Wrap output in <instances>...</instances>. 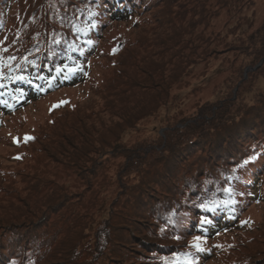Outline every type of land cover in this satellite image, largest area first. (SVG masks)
<instances>
[{
    "label": "trees",
    "instance_id": "obj_1",
    "mask_svg": "<svg viewBox=\"0 0 264 264\" xmlns=\"http://www.w3.org/2000/svg\"><path fill=\"white\" fill-rule=\"evenodd\" d=\"M5 1L9 0H0V5ZM59 1H68L70 4L75 2L74 11L62 10L58 14V23L62 24L52 26L53 31H49L48 36L44 35L45 38L35 42L31 48L28 46L20 49L19 53H22L17 55L15 62L6 63L5 60H0V106L4 111L29 103L61 84L75 82L81 68L73 74H68L66 69L57 73L56 68L65 64L70 67L81 65L80 63L84 62L81 56L89 51V46L107 20L125 17L129 13H141L158 1L164 0ZM169 1L174 4L177 0ZM228 12L231 20L236 21L233 23L235 27L239 28L245 24L243 22L247 15L240 9L238 0L236 3H229ZM73 14L74 24H77L78 28L69 27ZM78 18H81L79 23ZM173 18L175 17H171ZM250 23L238 33L240 38L237 44L246 50L253 44L254 51H251L250 55L255 54L258 56L257 60L262 59L260 62L256 60L251 68L248 67L245 74L243 71L239 73L228 68H223L220 72L209 71L213 72L212 76H203L206 74L203 73L195 86H187V92L196 94V98L185 109L186 112L189 108L193 111L185 114L182 101L178 100L177 93L173 91L182 87L180 78L186 73L188 65L196 61L195 51L192 50L189 55L181 54L180 59L184 61V66L181 65L178 69V61L176 62L177 58L174 56L176 53L173 55L174 59L170 58V68L166 61L157 64L154 60H149L146 67L149 83L142 91L143 97L137 100L135 107L133 106L124 118L109 127L108 132L103 135L104 138H98L107 144L94 146L95 140L83 139V146L69 154L68 161L72 162L70 164L75 167L81 178L91 185V180H94L91 177L93 171L103 169L111 161V158L107 161L98 160L93 154L115 156L119 145L117 139H120L119 136L126 129L161 113L165 121L162 123L161 117V120H158L159 126L166 130L162 135L153 129L147 134L149 140L153 138L156 146L158 142L164 141L165 148L159 152V156L152 155V149H147L151 154L148 167L139 168L143 172L145 170V174L137 182L131 183L135 179L132 172L137 173L139 170L134 166L137 161L131 153L139 156L144 151L140 152L141 147L137 148L139 152H129L126 148L118 150L130 162L121 170L126 176L124 179L121 174V184L126 187L135 185L126 198L129 201L128 214L116 213L123 204V198L119 196H102L97 201H91L93 191L89 189L90 191L81 197L83 199H75L73 193L66 194L63 188L56 187L46 194L41 202L24 201L23 206H9L4 209V215L0 217V264H12L13 261L16 264H177V254L186 255L188 260L196 264L198 258L205 257V253L200 252L197 255L196 250L189 247V233L200 232L210 237L215 232L227 230L229 226L238 223L239 214L248 200H264V95L260 92L253 93L246 99L249 103L240 100L243 96L242 87L253 78V71L261 70L264 66V28L252 31L254 24L250 26ZM192 24H195L196 28L199 26V23L194 21ZM176 27L172 32L173 36L160 43L163 48L167 47L168 50L170 42L174 41L175 45L179 41L177 39L185 42L192 39L185 28L177 30ZM210 50L209 44L206 47L204 44L198 53L199 57L204 58L214 53ZM262 69L259 73L264 71V68ZM237 75L240 80L238 92L231 93V88L227 94H220L221 97H218L225 89H222V85V88H213L214 83L228 85L231 80H236ZM197 88L199 91H196ZM13 96L17 98L11 102ZM172 102L176 111L170 110L164 114ZM180 120L181 123L178 124ZM79 131L82 135L88 130L86 127L84 130L80 128ZM185 134L187 141L179 143L178 140ZM166 137L169 138L168 141L162 140ZM70 141L73 142L72 139ZM85 157L90 158L87 160ZM245 160L249 162L244 164ZM229 187L233 189L231 193L225 191ZM36 189L38 191L39 188L36 186ZM229 198L236 203L231 208L220 207L216 212H205L198 206L210 200ZM97 204L101 207L104 205L107 209L103 214L106 222H102L105 224L102 227L103 232H96L97 244L93 242V254L89 259L81 257L83 250L79 248L88 240L89 232L84 239L73 241L72 246L69 243L71 249L60 245L61 242L57 243V237L65 225L59 226L57 236L49 234L51 225L66 214L70 205L75 211H89L98 209ZM60 206L65 207V210H51ZM201 217L211 219L212 223L201 225ZM120 219H123V222H120ZM179 264H187V261L180 259ZM252 264H264V254L256 257Z\"/></svg>",
    "mask_w": 264,
    "mask_h": 264
},
{
    "label": "rangeland",
    "instance_id": "obj_2",
    "mask_svg": "<svg viewBox=\"0 0 264 264\" xmlns=\"http://www.w3.org/2000/svg\"><path fill=\"white\" fill-rule=\"evenodd\" d=\"M231 1L236 3L237 0H177L174 4L164 0L158 1L141 13H129L125 17L107 20L89 46V51L81 56L84 62L80 63L81 73L75 82L61 84L52 91L10 111H4L0 106V217L4 215V209L9 206H23L24 201L32 203L40 200L41 202V199L56 187L63 188L66 194L73 193L75 199L81 198L90 191L89 189L93 191L91 201H97L102 196H119L123 198V204L116 213L128 214L129 201L126 198L135 185L130 184L132 186L126 187L125 184H121V174L124 179L126 177L121 170L130 162L118 150L126 148L129 152H134L141 147L140 152L144 151L142 154L136 156V153H131V155L137 161V165H134L136 170L141 166L146 169L151 155L147 149H152L150 150L152 155L159 156V152L165 148L164 141L158 142L156 146L152 141L153 138L149 140L147 134L151 129L161 135L166 130L159 126L158 120H161V117L162 123L165 121L161 113L154 114L149 119L137 123L135 127L133 125L126 129L119 136L120 139H117L119 145L115 156L107 157L104 153H91L90 156L93 154L98 160L107 161L111 158L106 167L93 171L91 177L94 180H91L93 182L91 185L81 178L82 176L71 165L72 162L68 161L69 154L77 150L87 138L95 140L94 146L107 144L98 138L103 137L110 126L124 118L125 114L130 112L133 106L135 107L137 100L143 97L142 91L149 83L146 71L149 60H154L157 64L166 61L170 68L172 65L170 58L176 56V62L178 61L176 69H178L184 62L180 59L181 54L189 55L192 50L195 51L196 61L188 65L186 73L180 78L182 87L173 91L177 93L178 100L182 101V110L185 114L193 111L189 108L187 113L185 109L196 98V94L187 92V88L195 86L203 73H206L203 76L210 74L212 76L213 72L209 73V71L220 72L223 68H228L239 73L243 71L242 73L245 74L246 69L253 66L258 56L250 55V52L254 51L253 44L247 50L238 45L240 36L237 35L250 22V26L254 24L252 31L264 28V0H238L240 9H243L247 15V19L243 22L245 24L239 28L233 25L236 21H232L229 16ZM74 6L75 2L70 4L68 1L59 0H9L2 3L0 60L3 59L6 63L15 62L17 55L22 53H19L20 49L23 50L28 46L31 48L35 42L42 41L48 36L49 31H53L52 26L62 24L58 23V14L62 10L74 11ZM74 14L70 28H78V25L74 24ZM171 17L175 18L171 19ZM80 20L81 18H78L77 23ZM193 21L199 23L197 28L192 24ZM175 27L177 30L185 28L192 39L187 42L177 39L179 41L175 45L174 41H171V46L167 50V47L163 48V44L160 43L173 36ZM241 36L245 37V35ZM204 44L205 47L209 44L214 53L202 58L198 53ZM261 59L257 61L260 62ZM262 68L260 69L263 70ZM261 70L253 71V78L242 87L243 96L240 99L242 102L249 103L246 99L253 93L260 92L264 95V75H262L264 71L259 73ZM238 77L237 75L236 80H231L228 85L227 83L216 85L215 82L213 88H220L222 85L221 88L225 89L223 93L215 91L219 93L218 97H221L220 94H227L231 88V93H237V86L240 83ZM197 90L199 91V88ZM16 98L13 96L11 102ZM61 101L65 103L61 104ZM57 104L60 106L54 107ZM173 105V102L170 103L169 109L165 110L164 114L170 110L174 111L176 106ZM180 123L181 120L178 124ZM86 127L89 132L79 134V129L84 130ZM186 135L178 142L187 141ZM26 137L34 139H26ZM69 138L73 140V144ZM163 139L168 141L169 138ZM89 158L84 159L89 160ZM144 174L145 170L143 172L139 169L137 173L133 171L132 175L135 179L131 183L137 182ZM97 180L100 182H96ZM36 186L39 188L38 191ZM100 204H97V213L96 210L75 211L70 205L69 208L72 210H67L66 214L58 220L55 219L49 234L56 235L59 226L65 225L64 230L57 237V243L61 242L60 245L71 249L69 243L72 246L73 241L84 239L89 232L88 240L79 247L83 250L81 257L89 259L93 254L94 243L97 244L96 232H103L102 227L105 225L102 222L105 221L106 217L103 214L107 209L104 205L99 206ZM51 210H65V207L60 206ZM238 218L237 224L229 226L227 230L215 232L210 237L200 232L188 234L189 247L196 250L197 255L200 252L206 254L205 257L198 258L196 264H252L256 261V257L263 256L264 200H248ZM53 219L54 217L51 218ZM122 220L120 219V222H123ZM194 236L203 237L200 243L204 251H197L193 246Z\"/></svg>",
    "mask_w": 264,
    "mask_h": 264
},
{
    "label": "snow or ice",
    "instance_id": "obj_3",
    "mask_svg": "<svg viewBox=\"0 0 264 264\" xmlns=\"http://www.w3.org/2000/svg\"><path fill=\"white\" fill-rule=\"evenodd\" d=\"M89 43H91V41H89ZM9 59H14L12 57H9ZM82 66L77 64L75 67H70L69 65H62V66H58L56 68V72L57 73H62L65 71V69L67 70L68 74H73L77 71L80 70ZM68 76H65V79H67ZM65 103L64 101L60 102ZM60 104L55 105L54 107H59ZM26 139H34L33 137H26ZM256 157H252V159H255ZM249 161L245 160L244 164H247ZM225 191L231 193L233 191V189L231 187H229L228 189H226ZM236 203L235 200L229 198V199H225V200H210L204 203L199 204L198 206L200 208H203L205 210V212H216L218 208L220 207H229L231 208L232 205H234ZM200 223L201 225L203 224H211L212 220L208 219L207 217H201L200 218ZM244 223H248V221H244ZM177 239H179V237H177ZM203 240V237L201 236H194L193 237V246L197 249V251H204L205 249L203 247H201V243ZM191 255V254H189ZM180 259H184L185 261H187V264H194V261H190L188 260V257L184 254H177L176 260H177V264H179V260ZM12 264H16L15 261L12 262Z\"/></svg>",
    "mask_w": 264,
    "mask_h": 264
}]
</instances>
